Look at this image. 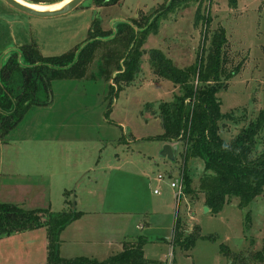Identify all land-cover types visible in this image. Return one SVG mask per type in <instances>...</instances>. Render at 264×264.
I'll return each mask as SVG.
<instances>
[{
	"label": "rangeland",
	"instance_id": "obj_1",
	"mask_svg": "<svg viewBox=\"0 0 264 264\" xmlns=\"http://www.w3.org/2000/svg\"><path fill=\"white\" fill-rule=\"evenodd\" d=\"M169 3L170 0H121L99 7L94 0H85L66 15L40 18L0 0L1 58L6 52L27 44L36 47L46 57L60 56L82 48L97 23L103 30L112 31L123 21H152L158 17L159 27L147 38L144 64L132 83L122 85L118 90L116 86V91L112 92L111 82L101 77L54 79L51 82L52 133L56 131L58 134L63 125L72 137H79L81 144L71 145L65 154L72 159L73 169L82 163L78 157L82 156L87 158L85 163H90L91 170L85 175L74 172L71 177L68 174L71 168L66 169L68 162L63 160L60 149L56 150L57 156L44 164L38 156L32 159L31 153H39L40 149H32L31 143L24 146L21 142L23 148L19 150L5 145L7 155L19 154L15 157L19 169L41 171L46 168L47 174L44 178L31 177L38 183L35 192L33 182L31 191L27 190L28 187L22 192L10 191L5 195L8 203L26 211L86 212L61 232L59 251L63 257L65 254L66 258L84 254L104 260L123 250L126 230L147 236L146 256L162 264H230L225 253L228 249L243 253L263 247L264 194L255 196L246 206L240 205L241 199L233 197L230 203L214 213L206 210L199 201L193 203L190 195L186 196L190 190L187 183L181 200L176 199V189L171 187L172 181L184 176L183 147L178 144L177 160L173 161L161 154L164 145L153 137L164 132L157 110L162 102L173 101L179 85L170 79L156 78L149 50L155 47L176 66L185 68L196 62L199 51L204 45L206 50L210 41H204L206 27L203 22L195 23L198 4L167 11ZM202 7L203 15L210 12L212 17L209 38L219 26L227 29L228 51L232 59L229 69L239 63L242 66L240 72L230 78L229 88L217 93L221 110L226 114L221 121V134L230 140L264 108L263 0H238L237 7H232L229 0H203ZM204 54L206 56L207 52ZM97 66V62L94 63L89 73L97 75ZM20 84L19 81L15 88H20ZM44 108L34 106L12 136L16 133L32 135V129L25 132L29 127L25 125L33 118L37 123L40 120L46 122L44 119L49 113L45 114ZM44 124L42 127L47 129ZM93 154L95 157L89 161L88 157ZM47 161L51 162L47 165ZM204 161L192 157L186 162V172L193 187L200 183ZM43 184L45 188L41 187ZM156 189L159 193L154 192ZM5 196L0 194V201H4ZM16 199L19 203L14 201ZM141 212H147L149 216H143ZM80 216H84L83 219H79ZM178 220L181 223L188 221L187 235L199 227L200 233L209 237L198 238L190 250L183 249L174 242ZM138 221L148 223L140 229L136 227ZM76 227L81 228V237L89 233L90 241L74 240L80 234L72 232ZM65 236L71 239L64 241Z\"/></svg>",
	"mask_w": 264,
	"mask_h": 264
},
{
	"label": "trees",
	"instance_id": "obj_2",
	"mask_svg": "<svg viewBox=\"0 0 264 264\" xmlns=\"http://www.w3.org/2000/svg\"><path fill=\"white\" fill-rule=\"evenodd\" d=\"M49 2L62 0H32ZM99 7L119 3L121 0H94ZM232 7L238 0H229ZM198 4L195 23L205 25V45L198 53L196 62L185 68L173 63L159 49L149 50L151 68L157 79H170L179 85L173 101L162 102L157 115L164 124V132L153 137L183 147V173L190 186L186 162L200 157L205 163L199 190L204 194L205 204L214 213L219 212L233 197L246 206L257 195L264 194V108L257 117L243 127L234 137L226 140L221 134V121L225 117L217 93L229 88V80L241 70V63L232 70L229 63V39L224 26L216 28L209 38L212 23L210 12L203 15V0H170L167 11ZM264 5V0H263ZM206 9V8H205ZM166 11V10H165ZM157 18L152 21H123L113 31L103 30L98 23L90 31L88 41L60 56L46 57L33 45H20L16 50L0 57V132L1 140L16 130L27 118L34 106L51 104V82L54 79L104 78L111 82V91L132 83L142 70L144 48L148 36L157 31ZM96 23V22H95ZM204 52H207L206 56ZM97 75L89 73L94 63ZM92 76H91V75ZM21 82L20 88H15ZM81 213L71 211L23 210L10 203H0V238L23 231L46 227L48 230L47 264H162L145 256L144 244L126 242L121 252L104 260L87 256L66 258L60 255V234ZM199 231L184 235L179 220L176 223L174 242L190 250L198 238H207ZM211 237V236H210ZM227 246L224 245V248ZM225 253L230 264H263L264 244L259 250L249 249Z\"/></svg>",
	"mask_w": 264,
	"mask_h": 264
},
{
	"label": "crops",
	"instance_id": "obj_3",
	"mask_svg": "<svg viewBox=\"0 0 264 264\" xmlns=\"http://www.w3.org/2000/svg\"><path fill=\"white\" fill-rule=\"evenodd\" d=\"M129 22V21H127ZM113 35L116 32V28H114L113 30ZM11 50V49H10ZM9 51V50H8ZM54 95V94H53ZM50 106H45L44 110H45V114L48 112L49 113V117L47 119H44L46 122H44L43 120H40V122L37 123V119L35 120L34 118L25 126H29L27 131H25L26 133L32 129V135H18V133H16V136H12L13 133H11L8 137V140L6 143L3 144V163H2V173L0 176V194H2V197L11 193L10 191H16V192H22V189L27 188V190H30V185L32 184L33 180L35 178H40L43 177L46 174V171L44 169H42L41 171H37V169L35 170H28V169H24L21 170L19 169V167L17 166L18 163L16 162V154H10L7 155L5 153V145L7 144V146H14L16 147L18 150L23 148L22 143L24 142V146L25 144L31 143L32 144V149L33 148H37L39 147L40 152L39 153H35L32 152V159H35L38 156V159L42 160V162L44 164H46V160H51L53 157L57 156V149H60V151H62V155L63 160L66 159L67 163V168L69 169V167L71 168L70 173H68L71 177L74 176V172L76 173H81V175H85L89 169L91 170L90 163H88V165L85 163V161L87 160V158H84L82 156H78L80 159V161L82 162L80 165H78L76 167V169L71 167V160L69 159L66 153V150L70 149L71 145L74 144H81L80 138L79 137H75V136H71V132H68L67 130H65V126L61 125L60 128H62L61 130H58V134L53 132L52 130L54 129V125H53V120L54 117L52 116L53 114V110L50 109ZM48 107V108H47ZM93 107V106H91ZM98 106H96L95 108H97ZM60 109V108H59ZM58 109V110H59ZM42 110V109H40ZM57 111V110H56ZM64 113H66V110H63ZM43 112V111H41ZM62 114V113H61ZM55 122V121H54ZM42 123H45L44 125H47V129L42 127ZM56 124V122H55ZM36 126L41 127V129L36 130ZM36 131V132H35ZM12 136V137H11ZM160 141V140H157ZM162 141V140H161ZM167 142L162 141V144L165 145ZM6 154V157H5ZM94 154L91 155V157H88V160H92L93 159ZM167 158V157H165ZM168 159V158H167ZM51 162V161H50ZM47 161V165L50 163ZM85 171V172H82ZM83 173V174H82ZM80 175V174H79ZM31 177H33L34 179H32ZM77 177V176H75ZM80 177V176H79ZM44 178V177H43ZM44 181H46L44 179ZM44 183V182H43ZM190 190H188L186 192V196L189 197V195L192 197V200L194 201L193 203H197L198 201L201 202V204L203 206H207L205 204V199H204V194L199 191V185L196 187L192 186V179H190ZM38 184V183H37ZM36 184V181L33 182V192L36 191V189L38 188V185ZM48 185V184H47ZM41 187L45 188V185L43 184ZM65 188V187H63ZM67 188H65L66 190ZM155 192V191H154ZM7 196H5V200L0 201V203H8L6 198ZM16 203H19L16 200H14ZM14 203V202H12ZM210 210V208H209ZM86 212L83 210L81 211V214H85ZM143 216H149L146 213L147 212H141ZM84 217V216H83ZM83 217H79V219H83ZM146 223L148 222H143V221H138V223L136 224L137 228H144V226L146 225ZM180 226H181V230H184V235H186L188 233V228H189V223L188 221L181 223V221L179 220ZM71 223L68 225L70 226ZM68 226H66V228L63 230L66 231ZM80 232V234H78V236H76L75 239L78 240H84V241H90V236L89 233L88 234H84L86 236L81 237L83 235V233L81 232V228H75L74 234L75 232ZM47 230L45 227H40L37 229H33V230H28V231H23V232H19L16 233L15 235H8L7 237L4 238H0V264H47V259H48V234H47ZM125 236L123 238V248H124V244L126 242H134L137 241L140 237H144L147 242L144 244V246L149 242V238L143 234H139V233H133L130 232L129 230L125 231ZM70 236H65L64 241H66V238H69ZM71 239V238H69ZM145 252V249H144ZM74 253H81V252H74ZM116 254V253H112L109 256ZM66 257L67 254H65ZM73 255H77V256H87L84 254H73ZM76 256V257H77ZM108 256V257H109ZM146 256V254H145ZM75 257V256H74ZM147 257V256H146ZM72 258V257H70ZM93 258V257H92ZM148 259L151 260H156V259H152L147 257ZM158 261V260H157Z\"/></svg>",
	"mask_w": 264,
	"mask_h": 264
},
{
	"label": "water",
	"instance_id": "obj_4",
	"mask_svg": "<svg viewBox=\"0 0 264 264\" xmlns=\"http://www.w3.org/2000/svg\"><path fill=\"white\" fill-rule=\"evenodd\" d=\"M84 1L85 0H70L58 9L49 10V9H37L35 7L30 6L28 2L26 1H24L23 3L22 0H4V2L8 3L10 6L14 7L15 9L20 10L22 12H25L35 17H40V18H52V17L66 15L74 11L78 7H80ZM178 149H179L178 144L166 143L164 145V148L161 154L164 157H167L168 159H171L174 161V160H177L176 158L178 154ZM2 163H3V142L1 140V132H0V176L2 173ZM205 209L209 210V207L206 206Z\"/></svg>",
	"mask_w": 264,
	"mask_h": 264
},
{
	"label": "built area",
	"instance_id": "obj_5",
	"mask_svg": "<svg viewBox=\"0 0 264 264\" xmlns=\"http://www.w3.org/2000/svg\"><path fill=\"white\" fill-rule=\"evenodd\" d=\"M171 187L176 189V199L178 200H181L182 198H184V194H185V178L184 176L178 178V179H175L174 181H172L171 183ZM155 193H159V190L156 189L155 190Z\"/></svg>",
	"mask_w": 264,
	"mask_h": 264
},
{
	"label": "bare ground",
	"instance_id": "obj_6",
	"mask_svg": "<svg viewBox=\"0 0 264 264\" xmlns=\"http://www.w3.org/2000/svg\"><path fill=\"white\" fill-rule=\"evenodd\" d=\"M23 1V0H22ZM25 1V0H24ZM23 1V3H24ZM70 0H64L60 3H54V4H49V5H39L37 3H28L30 6L35 7L37 9H49V10H55L60 7H62L65 3H67Z\"/></svg>",
	"mask_w": 264,
	"mask_h": 264
}]
</instances>
